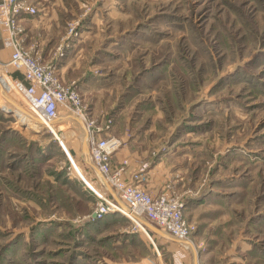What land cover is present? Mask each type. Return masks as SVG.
<instances>
[{
  "label": "rangeland",
  "instance_id": "374dc122",
  "mask_svg": "<svg viewBox=\"0 0 264 264\" xmlns=\"http://www.w3.org/2000/svg\"><path fill=\"white\" fill-rule=\"evenodd\" d=\"M29 2L40 11L24 18L23 44L78 91L95 136L121 140L111 174L181 198L198 264H264V0ZM53 2L65 8L47 30ZM10 52L0 43V77L16 82L1 67ZM14 86L6 93L30 111ZM6 112L0 264H175L178 253L193 264L195 249L162 244L143 216L148 235L97 214L114 197L79 124L34 133Z\"/></svg>",
  "mask_w": 264,
  "mask_h": 264
},
{
  "label": "built area",
  "instance_id": "2783aa9c",
  "mask_svg": "<svg viewBox=\"0 0 264 264\" xmlns=\"http://www.w3.org/2000/svg\"><path fill=\"white\" fill-rule=\"evenodd\" d=\"M39 11L29 0H0V42L3 49L11 50L9 61L1 67L9 68L7 72L12 75L17 73L21 76V81L16 78V83L45 124L57 120L61 109L78 116L84 122L87 127L89 166L96 172L98 170L101 180L104 178L109 182L123 202L121 204L115 198H100L96 208L99 216L109 212L125 215L122 211L125 206L131 214L143 216L170 238L181 242L189 241L191 227L185 218L181 198L168 192L154 195L140 185L125 183L118 175H112L111 158L119 147V141L116 138L95 136L92 131L93 123L82 113L78 91L64 83L55 66L45 63L38 52L34 53L23 44L24 28L21 24L25 17L37 15ZM131 221L140 227L135 221ZM147 229L144 227L142 230L148 235ZM178 255L183 257L179 253ZM177 256L175 258L179 260Z\"/></svg>",
  "mask_w": 264,
  "mask_h": 264
},
{
  "label": "bare ground",
  "instance_id": "6f19581e",
  "mask_svg": "<svg viewBox=\"0 0 264 264\" xmlns=\"http://www.w3.org/2000/svg\"><path fill=\"white\" fill-rule=\"evenodd\" d=\"M9 78L12 80V82L14 83L16 88H15V86L13 85V83L11 82V80ZM9 78L0 77V104H1L2 108L4 110H6L8 113L16 116L18 118L19 122H21L22 125H24L26 128H30L34 133L41 132L43 130V128H45L47 126L51 130H53L54 133H55L56 132V128L59 126L60 122H62V121H64V122L73 121L75 124L76 123L79 124L80 128L82 129V140H83L82 143H83V146L85 147L84 148L85 149L84 150L85 156L87 157L88 156V154H87V146H86V143H85L86 142L87 127L85 126L84 122L78 116L70 114L71 116H63V117L58 118L57 121L55 120V121H52V122H47L45 124L41 120V117L39 115H37V113L34 111V108L32 107L31 103L27 100V98L24 96V94H22V95L24 96V98L28 102V105L30 107V111L27 110L26 108L22 107L21 105H19L12 97H10L6 93V90L7 89L12 90L13 86H14L15 90L19 89L18 84L11 78V76H9ZM78 171H79V174L82 175L80 170H78ZM102 180L107 186L109 185V182H107L104 178H102ZM122 211L131 220H133V221L137 220L139 222H142V219L139 218V216L131 214L128 211L127 208L126 209L122 208ZM140 227L143 229V227L141 225H140ZM185 247H187L188 249H190L192 251L195 249L194 244L191 243V242H185Z\"/></svg>",
  "mask_w": 264,
  "mask_h": 264
},
{
  "label": "crops",
  "instance_id": "0c3cea01",
  "mask_svg": "<svg viewBox=\"0 0 264 264\" xmlns=\"http://www.w3.org/2000/svg\"><path fill=\"white\" fill-rule=\"evenodd\" d=\"M32 1H35V0H32ZM56 1H60V0H56ZM58 2H53L54 4V6L56 7V8H53V7H51L52 5H48V6H46L47 7V15H46V20H44V17H43V20H44V22H43V26L45 27V29H49V28H51L52 26H51V24H53L54 26L55 25H60L59 24V22H58V20H56L57 19V15H56V9L58 10L57 11V13L59 12V10L61 11V9L62 8H65L64 6L62 7V8H60L59 9V5L60 4H58ZM44 15V16H45ZM53 19H55L54 20V22H53ZM46 21V22H45ZM29 24V23H31V22H29V21H27L25 24ZM34 23V22H33ZM1 43V42H0ZM1 46H2V43H1ZM2 50H5V49H3V46H2ZM47 50V49H46ZM46 60V59H45ZM62 69H60V71H61ZM117 139V138H116ZM118 141H119V145L121 144V140H119V139H117ZM124 150V148L123 149H121L118 153H116L114 156H113V158L115 159V158H117L118 156H122V151ZM156 168V167H155ZM89 169H92L90 166H89ZM130 171V170H129ZM151 172H153V171H151ZM160 189V188H159ZM158 192L159 191H156V192H153L152 194H154V195H156V194H158ZM111 195H113L112 193H111ZM113 197H114V195H113ZM115 198V197H114ZM154 235V237L155 238H157L162 244H167V243H170V244H173V243H176L177 241L176 240H174V239H172V238H170L165 232H163L162 230H160L159 229V233H156V232H154L153 230H151V229H149ZM136 232H138L140 235H143V234H141V232H139V230H137L136 229ZM177 244V243H176ZM195 247V246H194ZM183 255V257H180L179 258V260L176 258L174 261H175V264L177 263L176 262V260L177 261H179V264H187V259H188V255H184V254H182ZM175 256V255H174ZM174 256H173V258H174ZM185 257V258H184ZM182 259H184L183 260V262L181 261ZM153 262H149L148 264H152ZM142 264H146V263H142ZM193 264H195V256H194V258H193Z\"/></svg>",
  "mask_w": 264,
  "mask_h": 264
},
{
  "label": "water",
  "instance_id": "95a60500",
  "mask_svg": "<svg viewBox=\"0 0 264 264\" xmlns=\"http://www.w3.org/2000/svg\"><path fill=\"white\" fill-rule=\"evenodd\" d=\"M97 172H98V170H97ZM108 189H109V191H110L111 193H113V191L110 189V187H108ZM113 195H114V193H113ZM114 197H115V199H116L117 201H119L116 195H114ZM119 202H120V201H119ZM123 208L126 209L125 206H123ZM144 224H145V226H146L148 229H151V230H153V231L156 232V233H159V232H160L159 229L156 228L155 226H153V225H151V224H148V223H144ZM198 263H199V262H198V252H197L196 249H195V264H198Z\"/></svg>",
  "mask_w": 264,
  "mask_h": 264
},
{
  "label": "trees",
  "instance_id": "16d2710c",
  "mask_svg": "<svg viewBox=\"0 0 264 264\" xmlns=\"http://www.w3.org/2000/svg\"><path fill=\"white\" fill-rule=\"evenodd\" d=\"M13 76H14L15 78H21V76H20L19 74H17V73L14 74Z\"/></svg>",
  "mask_w": 264,
  "mask_h": 264
}]
</instances>
